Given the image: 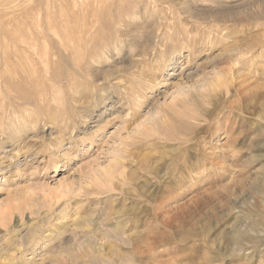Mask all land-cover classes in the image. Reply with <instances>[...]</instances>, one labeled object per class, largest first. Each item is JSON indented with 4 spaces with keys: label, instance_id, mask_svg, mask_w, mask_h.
I'll use <instances>...</instances> for the list:
<instances>
[{
    "label": "rangeland",
    "instance_id": "rangeland-1",
    "mask_svg": "<svg viewBox=\"0 0 264 264\" xmlns=\"http://www.w3.org/2000/svg\"><path fill=\"white\" fill-rule=\"evenodd\" d=\"M102 7L85 12L88 38L80 0H0V264H103L81 255L93 238L71 222L104 230L115 211L128 240L112 264H261L264 220L248 231L264 211V0ZM65 26L78 61L106 34L122 41L85 77L56 44ZM239 233L255 237L253 262Z\"/></svg>",
    "mask_w": 264,
    "mask_h": 264
},
{
    "label": "bare ground",
    "instance_id": "bare-ground-1",
    "mask_svg": "<svg viewBox=\"0 0 264 264\" xmlns=\"http://www.w3.org/2000/svg\"><path fill=\"white\" fill-rule=\"evenodd\" d=\"M66 1V0H65ZM105 1L106 0H90V3L88 2V0H80V3H81V8H82V12H84V18L80 19L81 21L78 23V25L80 27H82L83 29V34L86 35V37H90V35L93 34V30L94 28H91L90 25H88L89 23L86 21V13L85 12H91L89 11V8L91 9L92 7V12L96 13L97 10L96 8H101L104 4H105ZM73 3V2H72ZM74 3L76 4H73L72 7H75L77 5V2L75 1ZM69 6V4H68ZM136 4L135 5H131L130 3L126 4V10L128 8H131V13L132 11H134V8H135ZM138 6V5H137ZM71 7V6H70ZM105 7V6H104ZM102 7V8H104ZM62 9V8H61ZM67 9V8H66ZM65 9V10H66ZM76 9H77V6H76ZM74 10V9H73ZM138 10V9H136ZM142 10V9H140ZM76 11V10H74ZM79 11V10H77ZM64 12V11H63ZM61 12V13H63ZM139 12V10H138ZM66 14V13H65ZM70 14V13H68ZM136 16L137 14L139 13H136ZM141 14V12H140ZM67 15V14H66ZM99 15V14H98ZM112 15V14H111ZM130 15V14H129ZM59 16V15H58ZM64 16V15H63ZM68 16V15H67ZM128 16V15H127ZM149 16V15H148ZM134 17V16H133ZM68 18V17H67ZM93 18V17H92ZM127 18V17H125ZM148 18V17H147ZM66 19V18H65ZM76 19V18H75ZM88 19V18H87ZM97 19V18H96ZM215 19V18H214ZM49 20V19H48ZM62 20V18H61ZM114 20V19H113ZM121 20V19H120ZM123 20H126V19H123ZM65 21V20H64ZM70 21V20H69ZM93 22V20H91ZM108 20H106L107 22ZM21 22V21H20ZM115 22V21H114ZM119 22V21H118ZM127 22V21H126ZM136 22V21H135ZM34 23H37L34 21ZM63 23V21H62ZM96 23V22H95ZM94 23V24H95ZM111 23V22H110ZM19 24V23H18ZM74 24V23H73ZM128 24V23H127ZM41 25V24H40ZM44 25V24H43ZM64 24H62L63 26ZM75 25V24H74ZM77 25V23H76ZM106 25V24H105ZM120 25H124L125 24H121L120 22ZM129 25V24H128ZM37 26V25H36ZM48 26V25H47ZM46 26V27H47ZM51 26V25H50ZM69 26V25H68ZM92 26V25H91ZM132 26V25H131ZM17 27V26H16ZM66 29L64 28V32L65 30L67 31V37L66 38H63L59 41H57L56 44H58V46L61 48V54H63L64 58H65V61H66V69H73L74 70V66H72V63H75L76 65H78L79 63L78 62H82L85 67H86V76L85 77H88L90 75H92L91 72H93V69L92 67L101 62L102 59H105V60H108L109 57L111 58V51L113 49H117L118 46H119V43L122 41V37L121 36H118V41L116 42H113L112 40H110L108 37H110V34L106 36H104L103 38L105 40H108V42H104V43H96V40H94V46H93V49L90 50V52L87 51V49H84L81 57H80V60L81 61H78L79 59H76L75 58V55H76V48L74 47V45L78 46V40L75 42V40L78 38V35H72L71 34V31H72V27H67L65 26ZM79 27V28H80ZM102 25H100L98 27L101 28ZM112 27L114 28L113 31L117 30L118 26L116 25H112ZM123 28V26H121ZM126 27H128L126 25ZM43 28V27H42ZM125 28V27H124ZM213 28V27H212ZM121 29V28H120ZM4 30V29H3ZM48 30V29H47ZM125 30V29H124ZM127 30V28H126ZM211 30V29H210ZM222 30V29H221ZM17 31V30H16ZM39 31V30H38ZM107 31V30H106ZM122 31V29H121ZM219 31V30H218ZM80 32V31H79ZM108 32V31H107ZM129 32V31H128ZM155 32V31H154ZM215 32V31H214ZM66 33V32H65ZM75 33V32H74ZM78 33V32H77ZM115 33V32H114ZM120 32H118V35H119ZM123 33V31L121 32ZM58 34V33H57ZM80 34V33H79ZM125 34H126V31H125ZM158 34V33H157ZM211 34V33H210ZM207 35L205 37V39H201L198 41V43L200 42H205L207 45L209 44L211 47L212 45H214V43L216 42V40L218 39V37L220 36V38H224L225 36L227 37L229 33H224L223 31L220 32L219 35ZM121 35V34H120ZM124 35V34H123ZM23 36V35H22ZM31 37V36H30ZM29 37V38H30ZM56 37V36H55ZM60 37V36H59ZM113 37V36H112ZM115 37H116V33H115ZM114 37V39H115ZM121 37V38H120ZM21 38V37H20ZM52 38V37H51ZM61 38V37H60ZM5 39V38H4ZM8 39V38H7ZM17 40V39H16ZM103 40V39H102ZM153 40V39H152ZM248 40V41H247ZM245 42H244V45H246L250 40L247 39ZM32 41V39H31ZM82 41V40H81ZM91 41V40H90ZM89 41V42H90ZM8 42V41H7ZM19 42L21 43V45H23L22 49L24 50L26 47L28 49V47L32 46L30 45L29 42H27L26 40L24 39H21L19 40ZM18 42V43H19ZM192 42V41H191ZM13 43V42H12ZM15 43V42H14ZM129 43V41H128ZM9 44V42H8ZM32 44V43H31ZM157 44V43H156ZM5 45V44H4ZM253 45V44H252ZM2 46V44H1ZM9 46V45H8ZM84 46V45H83ZM130 47H132L131 45H129ZM185 46V45H184ZM198 46V45H197ZM16 47V46H15ZM14 47V48H15ZM82 47L81 46H78V49ZM145 47V46H144ZM252 47V46H251ZM3 48V47H2ZM10 48V47H9ZM13 48V49H14ZM89 48V47H88ZM209 48V47H208ZM5 49V48H4ZM12 49V50H13ZM19 49V48H18ZM181 49V48H180ZM237 49V54H228V59L230 61V58L234 59V60H237V57H235L236 55H238V53L241 51V50H244V46H239V47H236ZM250 49V48H249ZM144 50V49H143ZM189 50V49H188ZM191 50V49H190ZM233 50V49H232ZM14 51V50H13ZM6 52V51H5ZM195 52V51H193ZM15 53V52H14ZM3 54V53H2ZM145 54V53H144ZM153 54V53H152ZM139 59L143 56V54H137ZM155 55V54H154ZM38 56V55H37ZM26 57V56H25ZM149 57V56H148ZM230 57V58H229ZM63 58V59H64ZM34 59H32L31 61H33ZM34 62V61H33ZM48 62V61H46ZM139 62V61H138ZM46 64V63H45ZM101 64V63H100ZM23 68V67H22ZM79 68V67H78ZM77 68V71H79ZM76 72V70H74ZM157 72V71H156ZM159 72V71H158ZM96 73V72H95ZM81 78V77H80ZM135 78H138V79H142V76H141V73H138L137 76H135ZM19 79V78H18ZM153 79V78H152ZM20 80V79H19ZM155 82V80H153ZM150 82V81H149ZM152 83V82H151ZM141 84V83H140ZM156 84V82H155ZM6 88V87H5ZM148 89V88H147ZM7 90V89H6ZM137 92H139V87L137 89ZM136 92V94H137ZM78 97V96H77ZM76 97V98H77ZM103 97V96H102ZM75 97H73V101L76 102V101H79L81 100L80 99V96L76 99ZM9 99V98H8ZM12 100V99H11ZM14 101V100H12ZM66 101V100H65ZM11 102V101H10ZM25 103V102H24ZM81 111V110H80ZM9 116V115H8ZM260 116V114L258 115ZM22 119V118H21ZM24 119V118H23ZM99 121V120H98ZM99 124V123H98ZM110 168H108V170L105 171L106 175H109L113 172L114 169H111L109 170ZM264 185V184H263ZM262 190V189H261ZM262 193V192H261ZM263 203V202H261ZM260 204V203H259ZM262 205V204H261ZM264 205V203H263ZM263 207V206H262ZM235 214V213H234ZM72 215V214H71ZM76 215V214H75ZM73 215V216H75ZM261 215V216H259ZM259 219L257 221H253L249 227L250 231H248V234L249 235H254L252 232L257 228V226L259 225V223L261 221L264 220V211L259 214ZM72 216V217H73ZM111 218L114 220L112 224L108 225L106 229L104 230H100L99 229V226L98 225H92L90 227V223H92V219L90 217L87 216H84L82 218L80 217H74L72 219V222H71V226L74 225V227H82V225L85 224V228L86 230H88V233L89 235L93 238V239H89L88 240H83V242H81L80 244H82L83 246H81L80 248H82V256L86 257L87 259H89L90 262H97L99 261L100 263H107V264H112V263H116V262H122L125 258V252L122 251V246L120 245V243H127V240H128V236L125 232V224H127L126 220H125V217L123 215V213L121 212V214L117 211L113 212L110 214ZM69 218V217H68ZM252 218V217H251ZM257 218V217H256ZM56 219V218H55ZM67 219V218H66ZM71 219V218H70ZM256 220V219H255ZM71 221V220H70ZM259 221V222H258ZM66 222V221H65ZM67 223V222H66ZM97 224V223H96ZM63 225V224H62ZM65 225V224H64ZM70 226V227H71ZM263 227V226H261ZM214 228V227H213ZM262 230V229H261ZM34 233H36L35 231H33ZM260 232V231H259ZM264 232V231H263ZM235 234V233H234ZM264 234V233H262ZM32 235V233H31ZM30 235V236H31ZM238 236V235H237ZM260 236V235H258ZM263 235H261L262 237ZM253 239L255 240V237H253ZM254 240H250L248 239L247 237L244 236V233H239V238H238V242L236 243V246L234 247V250L242 255V257H244V259H246L247 261H252V258H253V253H254V249L252 250H248V251H245L249 248H255V242ZM85 241V242H84ZM84 244H87V247L85 248ZM233 247V246H232ZM233 251V250H232ZM260 255V254H259ZM71 256V255H70ZM14 257V256H13ZM262 257V255H261ZM264 257V256H263ZM211 258V257H210ZM209 258V259H210ZM263 259V258H262ZM245 261V260H243ZM253 262V261H252ZM259 262V260H258ZM23 264V263H22ZM253 264V263H252ZM261 264H264V260L261 262Z\"/></svg>",
    "mask_w": 264,
    "mask_h": 264
}]
</instances>
